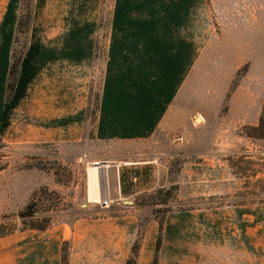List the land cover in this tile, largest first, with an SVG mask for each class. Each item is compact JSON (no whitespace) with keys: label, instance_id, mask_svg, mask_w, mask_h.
Wrapping results in <instances>:
<instances>
[{"label":"rangeland","instance_id":"1","mask_svg":"<svg viewBox=\"0 0 264 264\" xmlns=\"http://www.w3.org/2000/svg\"><path fill=\"white\" fill-rule=\"evenodd\" d=\"M175 8L196 9L199 22L180 33L195 61L165 121L150 141L130 150L97 143L102 93L108 77L118 79L110 67L131 50L120 43L176 38L164 15ZM28 54L57 67L47 74L58 78L61 96L68 93L71 62L82 112L61 138L76 142L26 145L0 137V235L117 214L104 169L108 204L88 202L86 170L105 166L118 151L164 167V186L138 200L157 219L172 210L246 205L254 232L264 231V139L247 136L263 111L264 0H20L14 61ZM142 66L154 72L151 55ZM174 124L182 127L172 132ZM184 178L208 185L207 193L221 192L182 198Z\"/></svg>","mask_w":264,"mask_h":264},{"label":"crops","instance_id":"2","mask_svg":"<svg viewBox=\"0 0 264 264\" xmlns=\"http://www.w3.org/2000/svg\"><path fill=\"white\" fill-rule=\"evenodd\" d=\"M19 9L20 0H0V137L4 142L26 145L76 142L61 139L68 128L76 127L82 112L77 111L71 62L68 93L61 96L58 78L47 74L55 73L57 67L44 66L38 57L26 55L10 94ZM164 15L176 38L120 43L131 50L118 55L117 66L110 67L118 79L108 77L102 93L97 143L125 151L150 141L179 95L189 64L195 61L190 43L180 33L197 27L199 17L193 8L168 9ZM150 55L155 67L153 73L149 67L147 74L142 57L150 60ZM74 56L75 52L67 58L73 61ZM31 87L36 94H31ZM180 127L174 124L170 129L177 132ZM124 151L103 162L109 202L117 214L81 217L44 231L25 229L0 237V264H62L64 249L69 264H128L137 242L135 264H154L160 236L158 264H264V231L254 232L246 205L172 210L163 218L161 229L150 208L139 206L138 200L164 186V167L154 160L136 161ZM208 188L184 178L180 193L182 198H192L221 192L210 188L207 193Z\"/></svg>","mask_w":264,"mask_h":264},{"label":"trees","instance_id":"3","mask_svg":"<svg viewBox=\"0 0 264 264\" xmlns=\"http://www.w3.org/2000/svg\"><path fill=\"white\" fill-rule=\"evenodd\" d=\"M20 63H21V60L16 59L13 63L12 69H11L10 83H9L10 94L13 93V91L16 88V84L18 81V72H19ZM247 136L250 138H253V139H264V103H263V111H262V115L260 118L259 125L255 126V127H249L248 132H247ZM29 209H30V206L28 207L27 211H29ZM27 211H26V213H27ZM169 212H171V211H168L167 213H169ZM26 213H24V214H26ZM165 215H163L160 219H158L160 224H161V229L163 227V218L165 217ZM47 228H49V226H34V227H31L30 229L44 231ZM7 235H9V233H5L3 235H0V237H4ZM138 246H139V244L137 242L136 245L134 246V251H133L134 257L129 261L128 264H135V257L138 254ZM160 246H161V236L158 239L157 252H156L154 264H158V255H159ZM62 264H69V262H68V250L67 249H64L63 263Z\"/></svg>","mask_w":264,"mask_h":264},{"label":"bare ground","instance_id":"4","mask_svg":"<svg viewBox=\"0 0 264 264\" xmlns=\"http://www.w3.org/2000/svg\"><path fill=\"white\" fill-rule=\"evenodd\" d=\"M89 165L87 171V200L89 203H102L105 198L104 171L96 164ZM110 203V202H109ZM108 204V203H107ZM106 207V206H105Z\"/></svg>","mask_w":264,"mask_h":264},{"label":"water","instance_id":"5","mask_svg":"<svg viewBox=\"0 0 264 264\" xmlns=\"http://www.w3.org/2000/svg\"><path fill=\"white\" fill-rule=\"evenodd\" d=\"M94 164H96V166H100L101 167V169L104 167L103 165H100V163H94ZM102 203L104 204V205H106L108 202L107 201H105V198L103 199V201H102ZM126 203H131V202H129V201H126Z\"/></svg>","mask_w":264,"mask_h":264}]
</instances>
